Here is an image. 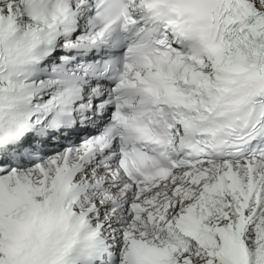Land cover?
I'll return each instance as SVG.
<instances>
[{
  "label": "snow or ice",
  "instance_id": "1",
  "mask_svg": "<svg viewBox=\"0 0 264 264\" xmlns=\"http://www.w3.org/2000/svg\"><path fill=\"white\" fill-rule=\"evenodd\" d=\"M0 264H264V0H0Z\"/></svg>",
  "mask_w": 264,
  "mask_h": 264
}]
</instances>
